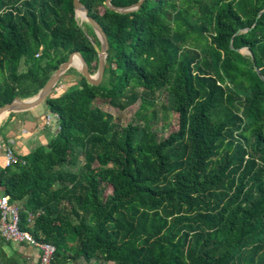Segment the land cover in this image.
<instances>
[{
  "label": "trees",
  "instance_id": "1",
  "mask_svg": "<svg viewBox=\"0 0 264 264\" xmlns=\"http://www.w3.org/2000/svg\"><path fill=\"white\" fill-rule=\"evenodd\" d=\"M81 2L109 41L104 79L69 68L45 100L55 136L0 167L20 229L55 247L52 264L72 252L88 264H264V0H144L126 14ZM94 44L74 0H0V107L37 95L75 51L95 75ZM97 99L119 112L140 102V122L122 126ZM10 247L0 238V264H19Z\"/></svg>",
  "mask_w": 264,
  "mask_h": 264
},
{
  "label": "crops",
  "instance_id": "2",
  "mask_svg": "<svg viewBox=\"0 0 264 264\" xmlns=\"http://www.w3.org/2000/svg\"><path fill=\"white\" fill-rule=\"evenodd\" d=\"M50 112V108L44 102L31 110L12 112L11 115L10 112L0 121V128L4 133L0 136L1 168L8 147H11L18 157H23L35 151L37 147L48 144L55 136V128L49 118ZM6 251L9 256L15 257L19 264H38L40 259L38 249L26 244H11ZM62 255L63 259L55 261V264H88L83 257L73 258L74 252Z\"/></svg>",
  "mask_w": 264,
  "mask_h": 264
},
{
  "label": "water",
  "instance_id": "3",
  "mask_svg": "<svg viewBox=\"0 0 264 264\" xmlns=\"http://www.w3.org/2000/svg\"><path fill=\"white\" fill-rule=\"evenodd\" d=\"M112 0H106V6L118 13L126 14L131 13L139 10L144 2V0H140L136 5L127 7V8H117L111 4ZM75 8H76V16L80 17L82 20H87L90 22L91 26L93 27L94 31L96 32L99 41L100 47L94 44L95 49L99 56V64L98 70L95 75H92L90 72L89 65L83 58V56L78 53V51L73 52L67 61L62 63L58 69L52 74L50 79L44 85V87L39 91V93L29 99H14L13 101L6 103L0 107V121L5 118L10 112H17V111H26L31 110L36 106L44 103L45 100L53 93L55 87L59 83L62 76L67 72L69 68H75L82 73L84 78L88 81L89 84L99 86L103 79L106 70V60L108 58V51H109V41L107 35L103 31L101 25L93 19L92 16L89 15V10L81 2V0H74ZM264 14V11L261 12L260 17ZM249 31V29L244 30V32ZM241 30L238 34L242 33ZM241 53L248 54L250 53L248 49L239 50ZM78 60L79 64L76 63ZM260 73V69H257ZM49 118L52 120L51 124L54 126L55 129L58 128L59 122L56 115L53 112H50Z\"/></svg>",
  "mask_w": 264,
  "mask_h": 264
},
{
  "label": "built area",
  "instance_id": "4",
  "mask_svg": "<svg viewBox=\"0 0 264 264\" xmlns=\"http://www.w3.org/2000/svg\"><path fill=\"white\" fill-rule=\"evenodd\" d=\"M50 123V122H49ZM18 161V156L11 147H8L3 157V167H9ZM20 207L11 204L7 195L0 193V238L11 244H26L39 251L38 264H52L55 247L52 244L39 242L29 233L20 229ZM39 215L29 216L28 224Z\"/></svg>",
  "mask_w": 264,
  "mask_h": 264
},
{
  "label": "rangeland",
  "instance_id": "5",
  "mask_svg": "<svg viewBox=\"0 0 264 264\" xmlns=\"http://www.w3.org/2000/svg\"><path fill=\"white\" fill-rule=\"evenodd\" d=\"M76 63L79 64L78 61ZM74 76L75 75L72 74V75L66 77L65 81L69 84L71 79H73ZM63 87L66 88V85L63 84V86H62V83H59L58 86L55 87V89L51 95L55 96L57 94H61L62 90H64ZM164 101H165V98H163L159 102V105H161L162 104L161 102H164ZM96 105L101 107L104 111L113 115L115 117L116 121L119 122L122 126H127L130 123H134L137 125L140 122L138 120V118L136 117V113L140 108V102H138L136 105L130 107L129 109H127L124 112L117 111L116 109L112 108L110 105L103 103V101L100 99H97ZM159 111H161V108L159 109ZM160 115L162 117L163 113L160 112ZM164 125H166V122H164V121H160L158 124H156L157 130H159L162 134H166L168 132V129L166 127L163 128ZM110 192H111V190L109 189L108 193H110Z\"/></svg>",
  "mask_w": 264,
  "mask_h": 264
},
{
  "label": "bare ground",
  "instance_id": "6",
  "mask_svg": "<svg viewBox=\"0 0 264 264\" xmlns=\"http://www.w3.org/2000/svg\"><path fill=\"white\" fill-rule=\"evenodd\" d=\"M78 60H76V62H77Z\"/></svg>",
  "mask_w": 264,
  "mask_h": 264
}]
</instances>
